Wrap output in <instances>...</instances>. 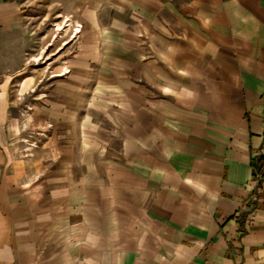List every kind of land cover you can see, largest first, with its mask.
Listing matches in <instances>:
<instances>
[{"label": "crops", "instance_id": "0c3cea01", "mask_svg": "<svg viewBox=\"0 0 264 264\" xmlns=\"http://www.w3.org/2000/svg\"><path fill=\"white\" fill-rule=\"evenodd\" d=\"M37 5L82 30L20 172ZM0 264H264V0H0Z\"/></svg>", "mask_w": 264, "mask_h": 264}, {"label": "rangeland", "instance_id": "374dc122", "mask_svg": "<svg viewBox=\"0 0 264 264\" xmlns=\"http://www.w3.org/2000/svg\"><path fill=\"white\" fill-rule=\"evenodd\" d=\"M58 10L49 5L32 7L31 13L34 17L31 21L32 48L28 73L33 78V82L30 79L28 86L25 87L23 93L27 91V96L23 100L18 99V93H22L18 92L19 85L16 83L12 87L16 100L15 110L19 111L21 116L18 119L20 127L15 129L10 153L16 160H26V166L16 165V169H20V172L24 167L38 172L42 164L53 157L52 123L49 122L50 119L46 122L44 118L40 119L39 111L52 108L55 81L58 79L54 77L63 76L62 74L66 72L65 63L75 53L74 46L78 40L75 39L77 35L74 36L78 26L73 22L76 27H73L69 33H64L68 22L57 13ZM68 10L69 7H63L64 12ZM60 67L63 69L59 70ZM40 94L42 101L38 100ZM21 113L24 115L22 116Z\"/></svg>", "mask_w": 264, "mask_h": 264}, {"label": "bare ground", "instance_id": "6f19581e", "mask_svg": "<svg viewBox=\"0 0 264 264\" xmlns=\"http://www.w3.org/2000/svg\"><path fill=\"white\" fill-rule=\"evenodd\" d=\"M73 27H76L75 24L71 21H68V25L66 26V30L64 31V33H69L73 29ZM60 30H63V28H60Z\"/></svg>", "mask_w": 264, "mask_h": 264}, {"label": "built area", "instance_id": "2783aa9c", "mask_svg": "<svg viewBox=\"0 0 264 264\" xmlns=\"http://www.w3.org/2000/svg\"><path fill=\"white\" fill-rule=\"evenodd\" d=\"M80 28H81V27H78V29H76V30L74 31V33H75L74 36L77 35V37H76L75 39H78L79 36H80V33H77L78 30H81ZM76 33H77V34H76ZM74 36H73V37H74ZM68 73H69V70H66V72L63 73L62 75L65 76V75L68 74Z\"/></svg>", "mask_w": 264, "mask_h": 264}]
</instances>
